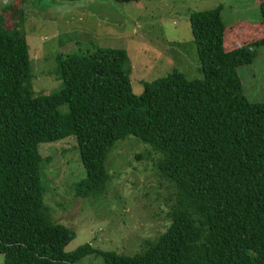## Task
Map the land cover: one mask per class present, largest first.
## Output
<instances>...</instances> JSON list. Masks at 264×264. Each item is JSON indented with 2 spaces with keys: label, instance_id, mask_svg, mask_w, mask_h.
<instances>
[{
  "label": "trees",
  "instance_id": "1",
  "mask_svg": "<svg viewBox=\"0 0 264 264\" xmlns=\"http://www.w3.org/2000/svg\"><path fill=\"white\" fill-rule=\"evenodd\" d=\"M25 1L5 0L0 8L3 264H75L89 254L105 264H264V101L243 93L238 73L264 45V0L257 22L225 25L222 4L190 13L201 79L173 67L144 82L137 95L127 52L93 42V51L55 55L60 88L37 96L22 30ZM77 37L66 32L59 42L75 45ZM129 135L149 146L147 156L157 155L152 165L165 189L169 224L133 255L90 242L65 251L75 231L53 221L44 201L43 164L50 157L40 155L39 144L73 136L85 170L75 196L99 198L111 179L108 154Z\"/></svg>",
  "mask_w": 264,
  "mask_h": 264
},
{
  "label": "rangeland",
  "instance_id": "2",
  "mask_svg": "<svg viewBox=\"0 0 264 264\" xmlns=\"http://www.w3.org/2000/svg\"><path fill=\"white\" fill-rule=\"evenodd\" d=\"M5 4L0 0V8ZM219 4L225 25L260 20L259 0H26L22 30L36 73L31 80L33 95L59 90L61 82L53 72L55 55L93 51V42L127 52L130 82L137 95L144 82L166 76L173 67L187 79H201L189 15ZM1 13L11 27L9 13ZM72 31L78 43L61 45L63 35L59 36ZM238 73L243 93L252 101H264V45ZM148 148L133 135L116 142L107 159L111 175L107 190L99 198H80L75 196L74 185L84 179L85 170L75 138L39 144L40 155L50 157L43 164L44 201L52 209L53 221L75 231L65 251L90 242L98 250L133 255L143 239L165 230L169 224L165 189L152 165L157 155L147 156ZM3 260L0 254V264ZM75 264L105 263L100 255L89 254Z\"/></svg>",
  "mask_w": 264,
  "mask_h": 264
}]
</instances>
